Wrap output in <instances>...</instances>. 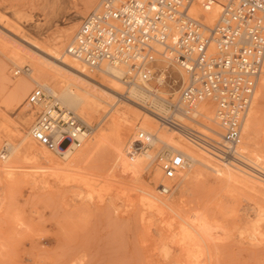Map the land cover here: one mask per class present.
<instances>
[{
	"label": "rangeland",
	"instance_id": "374dc122",
	"mask_svg": "<svg viewBox=\"0 0 264 264\" xmlns=\"http://www.w3.org/2000/svg\"><path fill=\"white\" fill-rule=\"evenodd\" d=\"M88 1L0 0L3 85L9 87L10 81L32 71L27 62L17 67L8 58L22 55L25 50L31 54L38 53L37 47L40 49L48 44H58L61 34L71 27V34L65 42L66 49L82 20L100 0H94L93 5L86 8ZM201 18L207 20L209 16L201 14ZM16 47L22 48L23 52H19ZM171 68L167 71L171 77H167L165 85L156 87L153 82L149 86L159 91H171L169 84L171 78H175L177 83L173 87L178 91L174 94L176 100L182 80ZM19 69L24 72H19ZM85 69L89 75L99 78L97 71H90L86 66ZM1 87L0 82V90ZM28 93L24 103L18 106L6 102L5 94L0 91V152L5 143L19 142L23 136L20 124H25L27 132L30 130L33 119L23 118V113L25 116L29 113L25 111ZM99 103L102 107L100 114L89 122H100V126L88 135V139H93L104 130L108 140L98 150L93 148L85 154V162L76 163L73 167L79 174L90 178V185L92 180L97 179L94 181L96 185L93 183L89 186L88 182L86 188H81L63 179V183L50 180L45 185L36 186L28 180L24 171L7 177L1 168L7 164L4 162L7 158H0V264H264L263 187L235 178L218 185L211 183L207 177L189 183L187 193L182 196L183 211L187 214L202 213L212 236L215 235L210 262L204 252H191L194 253L192 256L190 251L180 248L177 231H168L164 219L156 213L141 215L138 203L140 193L135 188L148 185L153 188L155 195L177 201V191L171 196L162 195L158 190L163 182L151 183V171L158 166L154 157L160 143L149 148L153 163L148 169L146 165L151 159L144 156L145 150L141 153L144 160L142 164L138 165L134 158L130 160L129 146L137 130L128 122H124L123 127L107 129L108 123L106 121L103 124V121L117 108L110 106V102ZM135 107L152 115L140 106ZM255 108L257 132L254 148L263 161L264 86L257 87ZM128 109L131 111L129 120L135 121L139 114L134 108ZM26 141L46 149L34 141L30 134ZM83 145L84 142L81 147ZM22 150L23 145L18 147L20 153ZM51 155L63 163L68 161L61 155ZM8 162L22 168L39 166L14 156H10ZM244 166L247 169L248 166ZM256 169L250 167L247 170L264 179V172ZM136 174L142 176L136 179Z\"/></svg>",
	"mask_w": 264,
	"mask_h": 264
},
{
	"label": "built area",
	"instance_id": "2783aa9c",
	"mask_svg": "<svg viewBox=\"0 0 264 264\" xmlns=\"http://www.w3.org/2000/svg\"><path fill=\"white\" fill-rule=\"evenodd\" d=\"M195 1L205 11L220 5L212 29L189 14ZM66 51L90 71L104 65L120 69L126 85L155 83L156 58L170 60L186 80L169 113L157 119L222 159L235 158L264 70V0H101L82 20ZM206 100L213 108L218 141L199 131L209 132L199 111ZM26 102L39 108L32 139L57 155L81 147L100 126L61 106L40 85L33 86ZM153 139L152 133L138 131L129 146V159L149 148ZM155 154L165 181L186 167L184 154L166 144L160 143ZM172 189L168 184L159 187L162 195Z\"/></svg>",
	"mask_w": 264,
	"mask_h": 264
},
{
	"label": "bare ground",
	"instance_id": "6f19581e",
	"mask_svg": "<svg viewBox=\"0 0 264 264\" xmlns=\"http://www.w3.org/2000/svg\"><path fill=\"white\" fill-rule=\"evenodd\" d=\"M93 2L94 0H89L86 8L91 7ZM100 2L101 0L96 4L93 10L99 6ZM219 12V4H216L213 8H210V10L205 11L202 10L198 5V2L195 1L190 8L189 14L194 19L203 22L206 26L212 29L218 19ZM201 14L208 15L209 19H202ZM0 34L3 33L1 32ZM70 34L71 27L65 29V31L61 34L58 44H48L47 47L40 49L37 47L36 50L38 53L32 51L33 53L31 54L26 50V52H23L22 48L16 47L19 52L23 53L22 55H14L13 57L8 58L9 61L17 67H20L23 62H27L31 66L32 71L30 74L20 75L15 80L10 81L9 87L3 85L5 76L3 66L0 64V82L3 86L0 91L5 94V99L7 100L6 102L10 101L20 106L24 103L25 96L31 90V87L34 85H40L43 87L47 95L57 99L60 105L64 108L72 112H77V115L88 123H90L89 121L95 120L100 114L102 107L99 101L104 103L110 102V106H116L117 109L113 114L108 115L103 121V124L107 121V129H113L115 126L123 127V123L128 122L131 124L133 129L137 130V132L146 131L154 135L153 142L149 148L155 146L158 142L168 145L174 151L182 152L187 160V164L175 179L167 181L163 180L162 173L158 166L154 167L150 176L151 183L163 182L161 184L172 185V192L168 196H171L174 191H177V201L175 202L174 200L169 199V197L155 195L153 188L148 185L135 188L140 193L138 195V203L141 208V215L156 213V215L165 220V226L167 227V230L169 229L168 231H177V242H179V245L181 246H179L180 248L186 249L190 251V253L204 252L210 262L213 252V236L215 235L212 236L208 221L202 213L200 215V213H193L191 211L193 214H187L183 211L182 204H184V200H182V196L187 193L189 183L195 180L197 181L200 177H207L211 183L215 185L227 183L231 179L235 178L239 180L241 179V182L243 180L252 182L264 188V179L259 177V175H255L256 173H252L253 171L250 172L247 170L251 167L260 169L264 172V160H261L254 148V141L257 132V111L255 108L257 102V88L242 126L241 143L236 150L238 153L236 155L237 157H226L225 159H222L215 152L191 142L180 132L162 124L157 119V115L168 114L169 105L175 102L174 94L178 92L173 87V84L177 83L175 78H171L172 85L169 84L171 91H159L158 89L151 88L149 85L151 83L153 84V82H139L136 85H126L120 69L104 65L100 70H97L99 78L96 79L87 73L83 63L67 53L65 49V42L68 40ZM28 43L29 42H27V45ZM170 66H172L171 69L175 70L178 77L182 80V83L185 82L186 77L181 68L170 60L157 57L155 66L157 74L154 86L158 87L166 84L167 77H171L167 73ZM21 70L22 69H19V72ZM22 72L24 71L22 70ZM16 74H18V72ZM258 86H264V70L259 78L257 87ZM116 95L119 97L117 98ZM129 102L150 111L152 115L143 112ZM28 105L25 106V111H28L29 113L27 116L23 113V118L25 117V120L33 119L29 132L26 131L24 123L20 124V131L23 136L20 138L19 142L16 144L7 142L2 148L3 158H7V161H4L7 162V164L4 163L5 165L1 167L4 174L7 177H11L14 176L16 172L24 171L26 172L28 180H30L31 183L36 184V186L45 185L50 180L61 183L63 179H66L68 183H71L72 185L86 188L90 178L88 179V176H85V174L84 176L79 174L77 169L76 170L78 172L74 170L76 167H73L76 163L85 162V154H87L91 149L95 148L98 150L102 147V145H105L108 140L107 133L103 130L102 133L93 139H88L87 136L83 141V147L61 155L63 159L68 158V161L63 163L51 155L53 152L44 148H38L34 146L31 141H26L28 134L31 135V127L34 117L36 112L39 110L38 107ZM128 107L138 110H135V112L139 114L136 115L135 121L129 120V112L131 111ZM139 111L142 112L141 114L143 115H140ZM199 111L203 117L201 119L202 123L209 128V132L201 129H199V131L210 136L213 140L218 141V138L215 136V132H217L218 129L213 119V108L210 102L206 100L200 103ZM109 131L110 130H108V132ZM21 145H23L22 153L18 151V147ZM149 148H147L144 152V156L151 159V161H149L146 165L147 169L153 163V156L149 153ZM1 152L0 158L2 155ZM141 153L134 157V160L138 163V165L144 162ZM10 156L30 161L32 163H37L39 166L33 168H22L21 166L12 165L8 162ZM233 160L241 162L249 168L247 167V169H245L246 167L244 165L243 167L241 166V163H236ZM142 174H136V179L140 178ZM92 181L94 183L97 179ZM104 182L105 181L101 183ZM93 183L91 185H93ZM98 183L99 182H97V184ZM91 185L89 182V186ZM94 185L96 184L94 183ZM158 193H160V190H158ZM179 203L181 206H178ZM184 207H186V205ZM191 254L194 256V253Z\"/></svg>",
	"mask_w": 264,
	"mask_h": 264
}]
</instances>
